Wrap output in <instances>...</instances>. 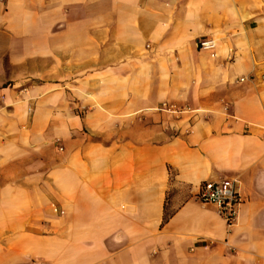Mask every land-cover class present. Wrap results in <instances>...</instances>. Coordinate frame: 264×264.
Listing matches in <instances>:
<instances>
[{
    "label": "crops",
    "instance_id": "0c3cea01",
    "mask_svg": "<svg viewBox=\"0 0 264 264\" xmlns=\"http://www.w3.org/2000/svg\"><path fill=\"white\" fill-rule=\"evenodd\" d=\"M1 30L50 70L0 90V264H264V0H0ZM225 180L233 226L197 199Z\"/></svg>",
    "mask_w": 264,
    "mask_h": 264
},
{
    "label": "rangeland",
    "instance_id": "374dc122",
    "mask_svg": "<svg viewBox=\"0 0 264 264\" xmlns=\"http://www.w3.org/2000/svg\"><path fill=\"white\" fill-rule=\"evenodd\" d=\"M47 6V5H46ZM45 11H48V7L45 8ZM49 21L48 19H43V27H48ZM31 26L34 27V24L31 23ZM2 30L0 31V44L4 46L7 43L8 36L5 34H2ZM9 42H15L18 43V38H12L9 37ZM46 40H43V47L48 46L46 43ZM33 45V40L31 39L29 41V44H26V47H31ZM25 52H21L19 50H13V51H4L0 50V90H10L11 101L14 102V105H19V103L23 102V99H18V92L19 94L23 90H35L36 87H43L48 86L49 81L48 74L50 70L49 66V53L48 50H43V55L40 58L33 57V50H29L26 52V55H29L27 61L25 64L20 66H13L9 60L11 58V55L19 56ZM2 61V63H1ZM47 76V77H46ZM34 88V89H33ZM5 99L0 98V106H5L4 104ZM27 103V110L29 111V115L27 117H31L33 114V106L31 105V102L29 99L25 100ZM13 106V105H11ZM174 116H179L177 113L173 114ZM175 130V128H173ZM172 129V130H173ZM174 133V132H173ZM94 141H102V138L94 137ZM62 141L57 138L54 141V145L58 146ZM172 194V191H171ZM168 214L170 212L168 211Z\"/></svg>",
    "mask_w": 264,
    "mask_h": 264
},
{
    "label": "built area",
    "instance_id": "2783aa9c",
    "mask_svg": "<svg viewBox=\"0 0 264 264\" xmlns=\"http://www.w3.org/2000/svg\"><path fill=\"white\" fill-rule=\"evenodd\" d=\"M201 50L208 53L212 58L217 56V43L214 40H205L199 44ZM161 112L178 113L174 107L163 104L158 109ZM197 199L203 205H212L217 208L219 215L226 221L228 226H233L238 218L243 199L238 191L237 180H225L222 182H205L199 188ZM55 212H60L56 207Z\"/></svg>",
    "mask_w": 264,
    "mask_h": 264
},
{
    "label": "trees",
    "instance_id": "16d2710c",
    "mask_svg": "<svg viewBox=\"0 0 264 264\" xmlns=\"http://www.w3.org/2000/svg\"><path fill=\"white\" fill-rule=\"evenodd\" d=\"M171 217V214H168V211L165 212V218H164V221L167 222Z\"/></svg>",
    "mask_w": 264,
    "mask_h": 264
}]
</instances>
